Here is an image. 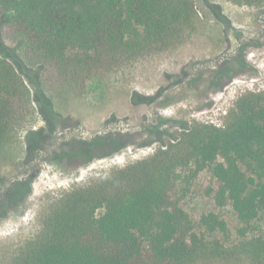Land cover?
Listing matches in <instances>:
<instances>
[{
    "label": "trees",
    "instance_id": "obj_1",
    "mask_svg": "<svg viewBox=\"0 0 264 264\" xmlns=\"http://www.w3.org/2000/svg\"><path fill=\"white\" fill-rule=\"evenodd\" d=\"M7 13V38L79 95L126 62L185 45L198 29L192 0H0V15ZM234 70L214 76L232 79ZM31 106L25 81L0 57V153ZM122 141L96 137L76 149L89 146L93 159L98 149L116 153ZM31 182H17L1 199L0 220L28 198ZM193 195L218 210L231 208L241 225L238 243L221 238L229 231L219 214L194 221L186 208ZM235 261L264 264V92L240 97L223 126L197 124L152 158L62 195L11 264Z\"/></svg>",
    "mask_w": 264,
    "mask_h": 264
},
{
    "label": "rangeland",
    "instance_id": "obj_2",
    "mask_svg": "<svg viewBox=\"0 0 264 264\" xmlns=\"http://www.w3.org/2000/svg\"><path fill=\"white\" fill-rule=\"evenodd\" d=\"M192 1L198 29L190 41L124 63L89 82L84 95L31 64L6 36L13 15H0V57L23 78L32 100L0 153V201L17 182L32 181L28 198L0 220V264H11L37 236L43 216L65 193L152 158L197 124L223 126L240 97L264 92V5ZM226 68H235L232 79L214 76ZM107 136L123 139L112 155L98 149L89 159V146L76 149L79 142ZM186 208L195 222L204 214H219L229 231L221 238L228 244L241 239V225L231 208L218 210L197 195Z\"/></svg>",
    "mask_w": 264,
    "mask_h": 264
}]
</instances>
